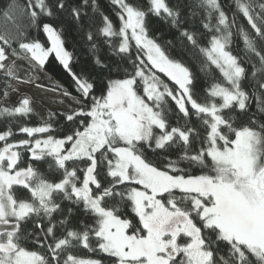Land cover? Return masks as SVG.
Listing matches in <instances>:
<instances>
[{
    "label": "snow or ice",
    "instance_id": "snow-or-ice-1",
    "mask_svg": "<svg viewBox=\"0 0 264 264\" xmlns=\"http://www.w3.org/2000/svg\"><path fill=\"white\" fill-rule=\"evenodd\" d=\"M110 4L118 24L97 0H28L19 14L26 25L4 12L17 36L42 27L50 46L20 40L19 50L34 68L54 55L79 98L62 114L59 135L51 112L38 126L17 125L26 138L0 130V264H264V3L257 14L251 0H236L251 32L220 0ZM61 13L96 27L87 33L91 65L74 70L60 31L44 22ZM150 16L175 29L167 48L149 35ZM233 27L243 56L231 48ZM96 36L117 59L100 55ZM13 39L0 35V71L18 80L5 47ZM187 51L222 79L212 75L198 91L179 58ZM32 112L28 97L0 107L8 124ZM80 249L106 259L81 257Z\"/></svg>",
    "mask_w": 264,
    "mask_h": 264
},
{
    "label": "trees",
    "instance_id": "trees-1",
    "mask_svg": "<svg viewBox=\"0 0 264 264\" xmlns=\"http://www.w3.org/2000/svg\"><path fill=\"white\" fill-rule=\"evenodd\" d=\"M72 3H82V0H71ZM168 2L171 5H175L177 3H180L181 5H189L194 2V0H168ZM243 3H248L250 0H241ZM251 2L254 5L253 11L255 13H259L260 8L259 5L264 3V0H251ZM28 3V0H0V35H8L11 33L12 37H16V39H13L11 41L12 47L7 48L6 50L9 53V56H11L14 59H19L24 56L23 52L19 50L18 48V41L23 40V42H30L33 39L40 41L45 47L49 45V41L47 40V35L42 31L41 28H37L36 26H32L27 31H22L20 36H17L16 28L15 26L10 22L6 21L4 18V12L5 11H12L18 15V18L21 19V22L26 25V17H20V13H22L25 9L26 4ZM97 3L100 7V9L113 20L114 23L118 24V18L115 15V10L110 4V0H97ZM220 3L223 5L224 9L228 13L230 19L233 16V13H236V24L239 25V27L244 28L246 31L251 32L250 25L247 24L246 18L242 16V13H238L237 6H236V0H220ZM12 5L13 7L10 9L9 6ZM186 13L190 15V11L185 8L184 9ZM84 12L87 14V16H90L92 14V9L89 7L84 8ZM87 16L84 17V27H80L79 21H73L71 17H69L66 13H61L55 17L52 18H45L44 22L52 23L54 27L57 28L58 31L61 33V37L65 42V48L67 51H69L73 57L71 63L74 66V70H78L81 66L84 65H91L94 61V57L92 55V49L90 47L91 41H88L87 39V33L89 30L96 32V27H93L92 29L88 28V18ZM96 25H100L99 17L96 18ZM148 28H149V35L153 38H156L159 43L162 45H165L167 48V41L173 40L174 36L176 35L175 29H169L163 21H161L159 18L150 16L148 18ZM7 29V30H6ZM233 43L231 45V48L234 52V54H237L239 56H243L246 48L243 44V37L240 35H236L237 32L236 27H233ZM24 37H27V39H24ZM104 38L102 36H96V41L99 47V53L101 56H107L112 57L111 49L108 47L107 44L103 43ZM202 43H204L202 41ZM0 46H4L2 41H0ZM171 51V49H169ZM16 52L17 54L15 56L12 55L13 52ZM171 54L173 56L177 55L176 51H171ZM113 59H117L115 57H112ZM185 61V63L190 67V69L193 71V73L196 76V84H197V90L203 91L210 83L212 79V75H215L217 79H222L219 71L215 69L214 66H212V72L211 74H206L204 71H201V63L200 60L202 57L198 58L197 53L192 51H187L182 57H179ZM249 72H251V64L247 65ZM44 70L53 78L55 79L62 88H64L68 93H70V96L79 98V94L75 90V86L71 80L70 75L66 72V70L63 69V66L59 63L58 60L55 59L54 55H51L46 61L45 65L43 66ZM129 70L130 67H129ZM162 76V74H161ZM21 77L23 79L27 80L28 82L33 81V73H32V67L26 65L21 72ZM163 78V76H162ZM14 80L5 78L2 71H0V92L7 91L9 87L12 85ZM4 96H0V107L8 106V107H14L18 105V102L14 105H11L9 103L1 102ZM20 100V99H19ZM253 111H255V102H253ZM56 113V120L58 121V124H54L53 128L56 130V134H60V130L64 127V125L67 123L63 119V113L66 111L63 110H53L48 111L45 114V119L48 118L49 113ZM12 120L11 124H8L5 121V118L0 117V130H6L7 127H12L13 131L16 133L14 139L19 140L26 138V134H22L18 132L17 125L18 124H25L27 126H38L41 124L44 120L33 110L31 114H29L26 117H20V118H9ZM29 155L27 152H24L22 154V160L28 161ZM42 167V166H41ZM198 174V171L197 173ZM77 219L85 220L87 219L83 217L82 215H78ZM33 226L28 225L27 229L28 232L31 233ZM79 256L87 258L91 256L92 258H98L101 260H105L106 258L101 254H92L88 253L85 249H80Z\"/></svg>",
    "mask_w": 264,
    "mask_h": 264
},
{
    "label": "rangeland",
    "instance_id": "rangeland-1",
    "mask_svg": "<svg viewBox=\"0 0 264 264\" xmlns=\"http://www.w3.org/2000/svg\"><path fill=\"white\" fill-rule=\"evenodd\" d=\"M48 46H50V42ZM9 57L10 60L15 61L20 79L13 81L7 90L8 96L4 97L1 102L14 105L19 99L28 97L31 101V107L43 120L48 111L63 110L67 112L77 107L73 99L75 97L63 95V91L66 90L44 68L32 67L25 56L19 59ZM26 65L32 67V82L21 77L22 69Z\"/></svg>",
    "mask_w": 264,
    "mask_h": 264
}]
</instances>
